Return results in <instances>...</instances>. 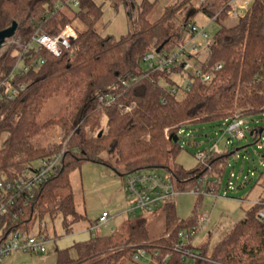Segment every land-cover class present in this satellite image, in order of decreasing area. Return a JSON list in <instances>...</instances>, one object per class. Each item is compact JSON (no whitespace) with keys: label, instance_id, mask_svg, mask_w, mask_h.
Wrapping results in <instances>:
<instances>
[{"label":"trees","instance_id":"1","mask_svg":"<svg viewBox=\"0 0 264 264\" xmlns=\"http://www.w3.org/2000/svg\"><path fill=\"white\" fill-rule=\"evenodd\" d=\"M72 1L77 6H72ZM226 1L221 0V4ZM108 2L114 10L122 6L136 13L135 31L119 38L104 35L99 30L103 10L94 0H0V31L15 22L17 29L12 38L18 37L23 48L35 35L56 36L68 25L76 34L70 52L59 57L40 52L45 63L18 79L27 84L26 91L0 105V180L16 181L40 161L61 151L32 147L31 140L42 130L60 126L67 138L57 172L34 191L21 215L18 204L0 219L3 235L10 231L28 233L32 222L45 215H61L65 234L69 235L67 217L71 216L72 222L78 220L69 175L83 163L107 167L122 180L130 174L162 170L180 193L213 190L219 196V186L213 182L221 179L233 153L203 149L204 161L186 170L175 162L182 150L179 131L189 125L224 123L235 115L243 119L264 117L263 0H251L245 15L232 25L220 24L227 19L224 14L218 17L215 23L220 27L199 65L203 73L217 65L220 68L209 84L188 76V90L175 87L170 78L183 73L180 64L150 72L143 59L149 53L157 54L160 47L158 55L168 54L187 41L188 15L195 12L191 0H182L174 8L168 6L153 21L148 16L159 0ZM182 11L184 15L179 17ZM16 52L14 48L0 55V78L12 69ZM196 55H192L194 60ZM131 77H136L137 83L121 87L120 81ZM171 88L176 94L169 93ZM58 94L67 101L63 115L38 122L43 106ZM101 95H115L116 100L103 106L98 103ZM130 106L132 109L125 114L118 109ZM248 133L255 143L262 142L259 137L264 139V127L248 128ZM195 196L192 215L183 220L176 217L174 200L161 207L165 231L157 240L147 241L142 221H130L125 236L117 231L101 237L90 231L88 241L56 250L54 264H131L139 248L170 246L177 242L180 230L193 224L203 197ZM259 210L256 205L246 209L244 218L213 247L209 255L212 260L220 264H264V224L256 219ZM147 242L150 244L129 247ZM200 250L207 255L208 246L204 244ZM172 259L171 264H180L177 255Z\"/></svg>","mask_w":264,"mask_h":264},{"label":"rangeland","instance_id":"2","mask_svg":"<svg viewBox=\"0 0 264 264\" xmlns=\"http://www.w3.org/2000/svg\"><path fill=\"white\" fill-rule=\"evenodd\" d=\"M181 2L182 0H159L158 4L149 14L148 19L151 21L157 19L168 6L174 8ZM245 3L249 9L251 1L248 0L245 1ZM191 4L195 12H189L191 14L188 15V19L199 27H205V31L208 35L207 42L208 45H210L215 32L220 26L215 22L209 25L210 16H208V14L214 16L220 12L223 7L221 0H206L204 4H200L198 0H191ZM200 6L202 7L201 9L199 8ZM182 15H184V11L178 16L180 17ZM220 15H222V13ZM225 18L227 19L221 20L220 24H234L235 21L233 19L228 17ZM135 20L136 13L130 10L129 7L124 8L119 6L116 10L108 9L103 13L99 30L103 33L108 32L106 28L112 27L115 29L116 25L120 24V27L118 26L116 30L117 33L114 32L111 34L113 38H118L119 32H121L119 31L120 28H122V30L125 29L123 32H133L136 30V26L134 25ZM71 28L73 29V27ZM194 42L201 45L196 55L197 60L193 62L197 65L206 55V46L200 38H195ZM14 48L17 51L15 53L17 59L13 67L23 53L21 51L23 45L20 39L18 37L7 39L0 49V55H2ZM68 52H70V50H68ZM9 73L1 77L0 80L6 78ZM170 78L175 87L185 88L188 83V75L186 73L172 75ZM98 103H100L99 100ZM66 105L67 101L63 94L52 97L43 106L37 117L38 122L44 123L48 120L61 117L65 112ZM244 121L246 123L245 128L254 129L255 127H264V117L246 118ZM104 123L105 119L103 118L102 124ZM224 128V123L182 127L181 130L183 133L179 135V145L182 150L175 160L182 168L189 170L197 164L194 154L203 149H208L213 145H215L217 152L233 153L229 156L228 166L221 177L219 197L213 195L203 196L201 203L196 209V213L210 215L209 230L212 231V234L206 236L204 233L200 235L196 241L197 244L204 242L208 246L207 255H210L216 243L219 242L236 223L244 218L246 209L252 206V204L260 198L261 194L264 193V139H262V142L255 143L254 137H251L248 133L247 140H231L224 133ZM87 135L91 136V133L88 132ZM4 137L3 135L2 138L4 139ZM57 137L59 139H57ZM66 140L67 138H65V134L60 126H51L42 130L31 140L30 144L35 150H58L62 148L61 151L57 153L61 154L62 159ZM41 141L45 143L44 148H35L33 146L37 145L38 142L42 143ZM156 172L163 176H167L165 171L159 170ZM230 175H232V177H230ZM112 179L116 180V183L119 181V184H112ZM120 179L121 178L111 169L92 163H83L79 168L70 173L69 181L71 193L74 198L75 213L78 216L76 222H72L71 216L67 217V228L70 230V233L75 235L80 231H86L90 225H93L94 222L97 221L102 211L105 210L109 213L110 219L105 226L94 229L92 234L104 237L119 231L125 236L130 231L128 222L139 220L142 221V224L147 230L148 242L157 240L162 236L165 231V220L164 213L160 209L152 213L137 211L134 215H125L123 213L129 207V203L125 194L122 192V182L120 185ZM228 182H230V188L227 189L225 186ZM195 198L196 196L193 195H181L174 199L176 207L175 214L178 219L183 220L192 215L196 202ZM220 227H222V229L215 234ZM40 232L47 240L44 253L15 252L4 258L2 264H54L55 258L52 254H54L56 247L57 249L60 248L66 238L63 217L61 215H56L51 218L49 215H45L41 220L36 218L32 222L27 234L36 236ZM1 233L2 231L0 229V235ZM148 242L129 247L136 248L145 244H150ZM164 245L166 244H160L159 246L165 248L167 245ZM71 255L75 257L73 252Z\"/></svg>","mask_w":264,"mask_h":264},{"label":"built area","instance_id":"3","mask_svg":"<svg viewBox=\"0 0 264 264\" xmlns=\"http://www.w3.org/2000/svg\"><path fill=\"white\" fill-rule=\"evenodd\" d=\"M206 0H198L200 4H204ZM245 1L248 0H227L220 12L211 16L209 25L215 22L222 13L226 17L236 20L245 15L248 11ZM251 1V0H249ZM264 2V0H263ZM72 6H77L76 1L71 2ZM186 31L189 35L188 40L178 47L176 50L158 55L155 53L147 54L143 63L146 69L150 72L161 71L169 68L174 64H180L183 73L189 77L200 80L203 84H209L215 78V71L220 68L216 66L213 70L203 73L199 64L195 65L192 55L199 52L200 44L194 42L195 38H200L206 49L208 48V35L205 27H199L194 22L190 21L186 26ZM76 39L75 31L65 26L56 36H48L44 34H37L32 37L31 42L27 47H24L22 55L18 62L12 68L9 75L0 80V105L9 103L24 93L27 89V84L18 81V79L25 77L29 72L36 71L44 63L45 59L40 56V52H44L53 57H59L63 52L71 50L74 40ZM38 54V55H36ZM36 56V57H35ZM136 77L122 79L120 85L123 88L131 87L137 83ZM190 83H187L185 89L188 90ZM170 94H176V89L171 88ZM100 104L103 106L111 105L115 100V95H101L98 98ZM118 109L122 114L129 112L132 106ZM245 121L240 115H235L232 120L224 122V133L231 140L244 141L247 140L248 128H245ZM183 133L179 131V135ZM262 141V137H259ZM208 151H216L215 145L208 148ZM197 162H203L205 159V152L203 150L194 154ZM61 163V154H55L47 159L39 162L38 166L33 170L24 172L17 178L16 181L0 180V219L4 218L10 209L17 208L20 205L18 215L22 214V209L27 207L29 200L33 198L34 191L45 183L50 176L57 172ZM232 177V175H230ZM220 186L221 179H216L213 182ZM226 188H230V182L227 183ZM122 192L125 194L129 207L124 211V214L134 215L137 211L145 213H152L164 206L167 202L174 200L180 193L171 182L170 178L163 176L153 171H143L127 175L122 180ZM190 195L202 194V196L213 195V190L210 191H191L187 193ZM259 206L260 210L256 214V219L264 224V193L260 198L252 204ZM17 216L14 217L16 220ZM110 215L104 211L90 228L93 231L97 227L105 226ZM210 227V215L196 213L193 224L177 233V242L166 246H157L149 249L139 248L132 255L131 264H171L172 255L179 257L180 264H220L210 258L209 255L202 253L201 246L205 243L197 244V238L204 234L209 236L212 231ZM220 227L215 234L219 230ZM46 238L41 234L38 236H31L25 232L10 231L7 234L0 235V264L4 258L15 252L22 253H44Z\"/></svg>","mask_w":264,"mask_h":264},{"label":"crops","instance_id":"4","mask_svg":"<svg viewBox=\"0 0 264 264\" xmlns=\"http://www.w3.org/2000/svg\"><path fill=\"white\" fill-rule=\"evenodd\" d=\"M94 1H95L96 4L101 5L102 10H103V13H104V11H106L108 9L112 10L111 7H110V5H109V2H108L109 0H94ZM114 21H115V19H114ZM114 25H116V24H114ZM114 25H111V26H114ZM118 26L120 27V24L119 25H116V28L115 29L112 28V27H111L112 29L111 28H106L108 32H104L103 34L104 35L112 36L111 35L112 33H114V32L117 33L116 30L118 29ZM124 30L125 29L122 30V28L119 29V31H121V32H119L120 34H119L118 38L120 36L125 35L127 33V32H123ZM108 33H110V34H108ZM57 139H59V138L57 137ZM41 142L42 143L38 142L37 145H33V146L35 148H44V146H45L44 144L45 143H44V141H41ZM121 182H122V178L120 179V185H121ZM111 183L114 184V185H116L117 183L119 184V181L116 183V180H113L112 179L111 180ZM181 195H188L189 196L190 194H180L179 196H181ZM104 211L105 210H103L102 212H104ZM175 213H176V207H175ZM90 228H91V225L89 226L88 229H86V231L85 230L84 231H80L79 233H77L75 235L73 233H70L69 235H66V238L64 239L65 241L62 243V245L60 246V248L57 249V247L55 246L56 247L55 248V251L56 250H65V249H68V248L72 247L76 243H82V242L88 241L90 239V237H91V235H90L91 234ZM55 251H54V254H52L54 258H55Z\"/></svg>","mask_w":264,"mask_h":264},{"label":"water","instance_id":"5","mask_svg":"<svg viewBox=\"0 0 264 264\" xmlns=\"http://www.w3.org/2000/svg\"><path fill=\"white\" fill-rule=\"evenodd\" d=\"M17 29V24L15 22H13L11 24V26H9L8 28L0 31V49L3 45V43L5 42V40L10 39L13 37L15 31ZM161 50V47L159 49L156 50V53L158 54L159 51ZM174 141H177V138L175 137Z\"/></svg>","mask_w":264,"mask_h":264}]
</instances>
